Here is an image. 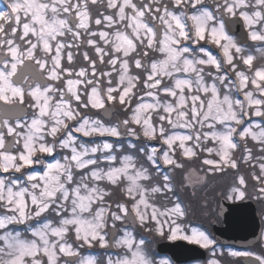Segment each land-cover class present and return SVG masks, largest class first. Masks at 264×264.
<instances>
[{"label": "snow or ice", "instance_id": "1", "mask_svg": "<svg viewBox=\"0 0 264 264\" xmlns=\"http://www.w3.org/2000/svg\"><path fill=\"white\" fill-rule=\"evenodd\" d=\"M249 40L264 45V0H8L0 264H171L151 247L163 239L221 264L184 222L176 174L231 171L225 199L251 198V180L264 203V46Z\"/></svg>", "mask_w": 264, "mask_h": 264}, {"label": "water", "instance_id": "2", "mask_svg": "<svg viewBox=\"0 0 264 264\" xmlns=\"http://www.w3.org/2000/svg\"><path fill=\"white\" fill-rule=\"evenodd\" d=\"M231 33L235 34L239 41L247 39L245 31L240 24L231 26ZM246 213L254 214V205L252 203L244 201L238 204H231L224 198L220 199L217 215L223 225L218 227L213 224L215 237L226 246H249L255 238L258 223H256L255 217L247 219ZM245 222L253 224V227H246ZM233 223L235 224L234 226ZM157 251L161 254H168L177 264L205 259V252L202 249L182 241L160 243L157 246Z\"/></svg>", "mask_w": 264, "mask_h": 264}, {"label": "trees", "instance_id": "3", "mask_svg": "<svg viewBox=\"0 0 264 264\" xmlns=\"http://www.w3.org/2000/svg\"><path fill=\"white\" fill-rule=\"evenodd\" d=\"M255 47H260V45L258 44ZM124 141L127 145L128 140L124 138ZM133 142H135L134 139ZM232 177L230 172L225 175H217V177L209 176L208 181L200 187V198L198 192H196L197 187L192 188L187 181H182L181 174L177 172V183L183 182L186 185L180 192L181 198L188 209V216L184 222L190 225L203 226L209 230L210 218L215 216L218 197H224L225 191H227V182ZM192 193L193 196H191Z\"/></svg>", "mask_w": 264, "mask_h": 264}, {"label": "flooded vegetation", "instance_id": "4", "mask_svg": "<svg viewBox=\"0 0 264 264\" xmlns=\"http://www.w3.org/2000/svg\"><path fill=\"white\" fill-rule=\"evenodd\" d=\"M252 43H254V42L250 41L249 46H251ZM232 176H234V173L232 174ZM253 183L254 182H252L251 180L249 181L248 190H249V193L251 194V198L246 199L244 201L250 202V203H252L254 205V214L252 215V213H249V214L246 213L245 216L247 217V219H251L252 217L256 218V223H258L257 224L258 225V230L256 231V235H255V238L253 239V242L249 246H247V247L225 246L222 243H220L214 237L212 224L214 222H216L217 225H219L221 227L222 226V222L219 219L216 220L217 217L215 218V216H211V218H210V220L212 221L210 223V230H211V232L213 234V237L217 241V245H216V247H217V256H216V258L221 261V264H253L252 260L250 258H248V257L230 255L229 253L231 251H253V252H255V253L259 254V255H264V239H261V232L264 231V203L258 201L255 198V193L253 192ZM244 201H232V200H229V203L238 204V203H242ZM234 225L235 224L233 223V226ZM245 226L252 228L253 224L245 222ZM202 230H204V229H202ZM150 238L151 237L149 236V239ZM167 241H169V240H167ZM176 241H178V240H176ZM170 242L172 243V242H175V241H170ZM185 242L188 243V244H191V243H189L187 241H185ZM156 245L155 246H151L152 250L153 249L155 250ZM192 245H195V244H192ZM196 246H198V245H196ZM205 251H206V259L205 260H194V261H190V262L182 263V264H206V261L208 259L212 258V257H211L210 253L207 250H205ZM85 254H87V253H85ZM156 259L157 260L167 259V260L171 261V264H176V263H174L171 260V258L168 255H159V256L156 255Z\"/></svg>", "mask_w": 264, "mask_h": 264}, {"label": "rangeland", "instance_id": "5", "mask_svg": "<svg viewBox=\"0 0 264 264\" xmlns=\"http://www.w3.org/2000/svg\"><path fill=\"white\" fill-rule=\"evenodd\" d=\"M7 2H8V0H0V9H3L4 7H5V5L7 4ZM253 44H255V46H257V44H259V43H257V42H254ZM209 47H211V46H209ZM253 54H255V52H253ZM117 118V116H115V118L114 119H116ZM112 119H113V117H112ZM113 119V120H114ZM109 139H115V138H109ZM190 167H198V165H195V164H193V165H190ZM201 176H203V172H200L199 173ZM217 175H219V174H217ZM217 175H215V176H213V175H209V176H213V177H217ZM209 183V182H208ZM232 183H233V177H232V179L230 178L229 180H228V182H227V191L229 190V188L232 186ZM205 184V183H204ZM191 185V187L192 188H195V187H197V189H196V192H198V197H200L201 198V189H200V187L203 185V184H195L194 182L192 183V184H190ZM227 191H225V193L227 192ZM191 196H193V193L191 194ZM216 218V217H215ZM216 220H218V218H216ZM217 224V223H216ZM217 226H219V225H217ZM161 241H164V242H170V241H167V239H163V240H161Z\"/></svg>", "mask_w": 264, "mask_h": 264}]
</instances>
